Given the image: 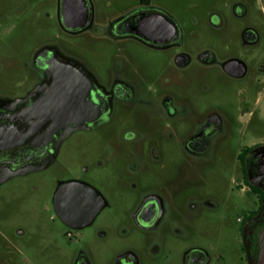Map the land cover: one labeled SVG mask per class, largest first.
I'll list each match as a JSON object with an SVG mask.
<instances>
[{
    "label": "flooded vegetation",
    "instance_id": "1",
    "mask_svg": "<svg viewBox=\"0 0 264 264\" xmlns=\"http://www.w3.org/2000/svg\"><path fill=\"white\" fill-rule=\"evenodd\" d=\"M23 1L0 0V19L55 24L96 46L92 67L36 42V81L0 94V264H229L233 252L200 222L223 208L224 187L203 189L208 160L240 130L211 96L264 91V0ZM15 63L0 54V77L18 79ZM235 168L230 189L248 201L238 259L259 264L264 141L241 145ZM37 198L44 211L31 209Z\"/></svg>",
    "mask_w": 264,
    "mask_h": 264
},
{
    "label": "rangeland",
    "instance_id": "2",
    "mask_svg": "<svg viewBox=\"0 0 264 264\" xmlns=\"http://www.w3.org/2000/svg\"><path fill=\"white\" fill-rule=\"evenodd\" d=\"M5 1L16 4L25 3L23 0ZM36 1L26 0V8H31ZM45 2L53 5V0H45ZM13 24L12 21L3 22L0 19V54L5 63L16 62L19 78L14 79L11 72L5 71L0 77V94L12 93V88H15V91H18V93H22L36 81L30 57L28 52L26 53V51L33 48L36 42L43 40L58 41L61 43L60 46H62L67 56L73 57L80 62H85L89 66H94L93 47L96 46V43L92 36L88 34H66L55 24L45 28L43 25L29 20L16 28ZM87 43H89V49H85L84 47ZM19 51L20 54H17L16 52ZM12 53H15V56ZM258 96L261 97L260 104L257 109H254V113L249 116V112L253 109ZM211 98L219 104H229L230 109H228V113L234 118L238 130H240V135H229L225 139L224 143L229 147L225 156L215 154L211 160H208L211 164V169L206 173L207 181L205 184L207 185L203 189L220 192V189L224 187L222 197L223 208L217 212H213V214L207 217V220H201L200 226L203 231L207 230L209 232L212 231L211 233L216 232L220 234V241L224 242L230 253L233 252L230 255L232 261L229 264H242L240 259H238V256L241 255V250L238 246L239 237L234 224L237 216L239 214L243 215L247 210L248 201L236 192L231 191L230 187L232 184H229L230 181L228 180L231 174H235L239 147L264 141V91L262 92V87L247 91L243 96V100H241L239 94L231 91L225 92L223 87L219 86L213 92ZM222 158L225 159V171L228 173L229 178L226 174H221L220 165ZM47 176V173L44 174L36 195L46 194L48 185L46 182ZM221 178L223 179L221 180ZM41 202H44L43 199L37 198L34 207L31 209L34 211H44L43 203ZM192 239L208 247V241L205 237L193 236Z\"/></svg>",
    "mask_w": 264,
    "mask_h": 264
},
{
    "label": "water",
    "instance_id": "3",
    "mask_svg": "<svg viewBox=\"0 0 264 264\" xmlns=\"http://www.w3.org/2000/svg\"><path fill=\"white\" fill-rule=\"evenodd\" d=\"M55 125H56V123H55ZM62 125L63 126L64 125L65 126L68 125V130L77 129L79 127V126L73 127L70 121L69 122H66V123H62ZM259 264H264V238L261 240V257H260Z\"/></svg>",
    "mask_w": 264,
    "mask_h": 264
}]
</instances>
